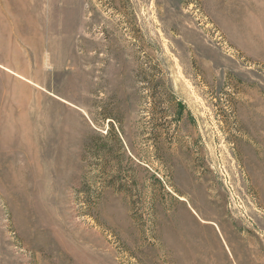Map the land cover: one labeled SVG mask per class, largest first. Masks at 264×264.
<instances>
[{
	"label": "rangeland",
	"instance_id": "1",
	"mask_svg": "<svg viewBox=\"0 0 264 264\" xmlns=\"http://www.w3.org/2000/svg\"><path fill=\"white\" fill-rule=\"evenodd\" d=\"M0 264H264V0H0Z\"/></svg>",
	"mask_w": 264,
	"mask_h": 264
}]
</instances>
